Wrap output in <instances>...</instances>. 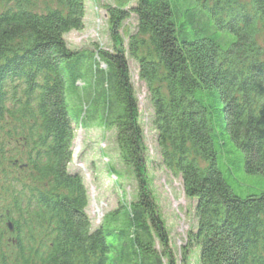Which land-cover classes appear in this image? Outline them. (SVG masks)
Returning <instances> with one entry per match:
<instances>
[{"label":"trees","instance_id":"16d2710c","mask_svg":"<svg viewBox=\"0 0 264 264\" xmlns=\"http://www.w3.org/2000/svg\"><path fill=\"white\" fill-rule=\"evenodd\" d=\"M117 1L105 5L112 49L92 50L63 36L83 27L85 0H0V264H177L148 186L126 53L149 91L161 162L195 199L188 243L200 264H264V190L232 188L264 180V0ZM67 94L78 115L115 129L137 185L94 229L68 169Z\"/></svg>","mask_w":264,"mask_h":264},{"label":"rangeland","instance_id":"374dc122","mask_svg":"<svg viewBox=\"0 0 264 264\" xmlns=\"http://www.w3.org/2000/svg\"><path fill=\"white\" fill-rule=\"evenodd\" d=\"M126 1V8L135 3ZM117 0H85L84 25L72 29L63 36L71 49L88 48L92 50L112 49L110 25L105 5H114ZM137 19L133 12L122 22L119 34L127 49L128 36L136 31ZM131 82L138 101L139 120L144 132L147 157L148 186L157 204L160 216L168 234V244L177 264H200L199 250L188 243V233L196 230L195 199L188 197L183 189L181 177L174 175L161 162L157 144V134L152 126L153 109L146 83L139 77V67L134 58L126 53ZM102 67L104 65L101 64ZM80 83V82H79ZM68 109L74 123L72 140V159L68 165L71 172H78L87 191L86 213L92 228L102 222L109 211L135 199L136 182L129 167L118 156L115 142V129H104L94 113L84 111L78 115L76 102H71L67 94ZM82 116V119L80 117ZM91 126H86L87 124ZM86 126V127H85ZM250 188L233 190L241 196L250 192L264 190V180L251 178ZM189 250L182 258V248ZM156 247H160L156 241ZM163 264L166 258L163 257Z\"/></svg>","mask_w":264,"mask_h":264}]
</instances>
